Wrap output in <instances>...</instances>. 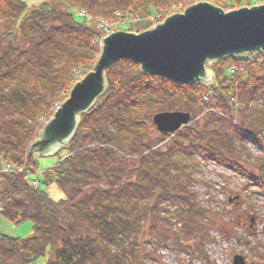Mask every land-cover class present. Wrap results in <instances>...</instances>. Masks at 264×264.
<instances>
[{
    "label": "trees",
    "instance_id": "1",
    "mask_svg": "<svg viewBox=\"0 0 264 264\" xmlns=\"http://www.w3.org/2000/svg\"><path fill=\"white\" fill-rule=\"evenodd\" d=\"M194 1L199 0H40L37 5L0 0V156L13 166L0 169V216L32 223L26 236L0 230V264H33L39 258H46L45 264H147L136 248L138 236L145 223L152 231L166 222L161 214L169 206L176 209L171 217L184 239H201L208 210L190 187L187 161L194 155L240 174L264 195L260 52L215 60L209 66L213 85L176 83L145 74L130 59L114 60L104 71L103 94L80 115L67 148L58 151L64 154L56 152L58 161L42 171V185L55 184L65 198L55 200L39 182L26 179L37 165L29 154L36 133L55 103L67 98L74 72L90 71L98 59L94 40L101 31L92 19L146 25ZM207 1L227 10L255 0ZM77 8L92 19L75 16ZM232 65L241 69L230 73ZM208 91L209 104H201ZM154 109L188 112L190 123L159 133L152 143ZM249 146L258 152L255 160ZM242 153L252 158L258 173L243 167ZM129 161L135 165L127 166Z\"/></svg>",
    "mask_w": 264,
    "mask_h": 264
},
{
    "label": "water",
    "instance_id": "2",
    "mask_svg": "<svg viewBox=\"0 0 264 264\" xmlns=\"http://www.w3.org/2000/svg\"><path fill=\"white\" fill-rule=\"evenodd\" d=\"M249 52L264 54V4L224 11L200 1L144 31L111 32L103 38L92 70L73 84L65 101L36 133L29 154L52 155L67 148L80 115L103 94L104 71L114 60L130 59L145 74L167 77L176 83L213 84L207 64ZM151 120L158 132L172 133L188 124L190 114L160 111ZM232 264L246 262L243 256L235 255Z\"/></svg>",
    "mask_w": 264,
    "mask_h": 264
},
{
    "label": "rangeland",
    "instance_id": "3",
    "mask_svg": "<svg viewBox=\"0 0 264 264\" xmlns=\"http://www.w3.org/2000/svg\"><path fill=\"white\" fill-rule=\"evenodd\" d=\"M22 1L28 5H37L40 2V0ZM200 1L203 0L197 2ZM205 1L210 3L207 0ZM197 2L194 1L191 4ZM261 4H264V0H255L251 6ZM188 5L179 4L171 12H182ZM251 6L244 5L242 7ZM159 22L157 19H150L144 25L137 20L122 19L116 23H110V30L111 32L128 31L132 27L129 32L138 33L137 31L141 27L147 26V29H149ZM208 66L209 64H207ZM81 70L83 71V68ZM90 71L78 73L75 82L85 77ZM62 102L58 103V108ZM56 109L53 110L51 117ZM154 111L155 109L152 114L155 113ZM149 126L152 142L158 137L159 133L153 124ZM158 147L162 148V144ZM249 151L253 160H255L254 157L258 152L254 151L252 146H249ZM64 152L65 150H61L58 156H62ZM58 156L54 154L43 156L33 154V161L37 165L33 166L32 172L26 176L28 183L38 181L39 187L55 200L65 198L64 194L59 191L55 184L46 186L42 185L41 181L42 171L54 165L58 161ZM252 158H248V154L242 153L239 154L238 160L244 168L252 173H258L257 168L251 163ZM187 162L189 165L188 170L192 172L190 187H192L191 189L196 194L200 204L208 210L204 220L202 237L189 242L184 239L177 230L179 224L174 217H171L176 209L169 206L168 213L170 214H161L167 216L166 222L158 224L152 231L149 230L147 223L142 227L136 246L140 256L144 258L147 264H232L233 256L241 255L244 257L246 264H263L264 195L257 191V187L251 181L216 162L204 160L199 155L191 156ZM126 165L132 166L135 163L129 161ZM4 166L5 162L0 156V169H3ZM31 225L30 221L14 223L0 216V230L10 237H21L30 234ZM185 245H189L191 250L185 249ZM45 262L46 258H39L33 264H45Z\"/></svg>",
    "mask_w": 264,
    "mask_h": 264
},
{
    "label": "built area",
    "instance_id": "4",
    "mask_svg": "<svg viewBox=\"0 0 264 264\" xmlns=\"http://www.w3.org/2000/svg\"><path fill=\"white\" fill-rule=\"evenodd\" d=\"M76 14H77V16L81 17V19L82 18L90 19V16H88L86 14V12L84 10H82V9H76ZM98 26L99 27H102V28L104 27L103 29L104 30H107V26L105 25V23L103 21H99L98 22ZM102 40H103V38L98 41L100 45L102 44ZM236 68H237L236 66H230L229 67V71L230 72H233ZM208 98H209V96H205L204 97V100H208ZM56 108H58V105L55 104V109ZM6 169L7 170H10V169H12V167L10 165H7L6 166ZM18 169H19V171L21 170V168H18ZM0 210H1V208H0Z\"/></svg>",
    "mask_w": 264,
    "mask_h": 264
}]
</instances>
